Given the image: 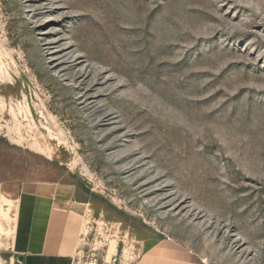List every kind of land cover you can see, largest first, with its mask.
<instances>
[{
  "label": "rangeland",
  "instance_id": "1",
  "mask_svg": "<svg viewBox=\"0 0 264 264\" xmlns=\"http://www.w3.org/2000/svg\"><path fill=\"white\" fill-rule=\"evenodd\" d=\"M56 177L73 264L163 238L264 264V0H0V264L22 186Z\"/></svg>",
  "mask_w": 264,
  "mask_h": 264
},
{
  "label": "crops",
  "instance_id": "2",
  "mask_svg": "<svg viewBox=\"0 0 264 264\" xmlns=\"http://www.w3.org/2000/svg\"><path fill=\"white\" fill-rule=\"evenodd\" d=\"M82 208L73 182L64 177L22 186L10 240L19 264H73L82 230ZM133 264H205L170 238L149 245Z\"/></svg>",
  "mask_w": 264,
  "mask_h": 264
}]
</instances>
